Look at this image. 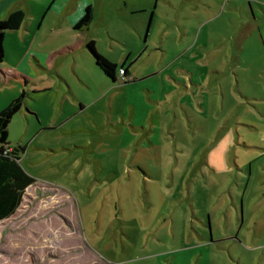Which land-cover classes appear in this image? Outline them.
<instances>
[{
  "label": "rangeland",
  "instance_id": "374dc122",
  "mask_svg": "<svg viewBox=\"0 0 264 264\" xmlns=\"http://www.w3.org/2000/svg\"><path fill=\"white\" fill-rule=\"evenodd\" d=\"M50 2L3 43L0 110L23 92L8 142L35 181L0 264H264V0H96L92 34L135 79L109 89L73 77L75 51L14 76L27 38L55 44Z\"/></svg>",
  "mask_w": 264,
  "mask_h": 264
},
{
  "label": "crops",
  "instance_id": "0c3cea01",
  "mask_svg": "<svg viewBox=\"0 0 264 264\" xmlns=\"http://www.w3.org/2000/svg\"><path fill=\"white\" fill-rule=\"evenodd\" d=\"M34 1L35 0H0V19L5 18L12 11L17 10V9H21L25 15L20 26L15 30H7L5 32V36L7 34H13L15 32H23L24 36L26 37L31 36V33H30L31 23L29 19L33 17L34 15V12L32 11L33 9L32 4L34 3ZM44 1L48 3V0H44ZM95 1L96 0H58L57 6L53 7L51 5H52V2H54V0L53 1L51 0L50 2L51 4L49 3L50 6L49 7L47 6V11H45L44 18L48 14V11H50L53 16L54 15L56 16V20L51 27V33L53 34L55 38V44L51 48V50H49V52L46 54V58L44 59L43 58L44 51L39 50V48L35 46L33 38H27L29 39L26 42L27 51L25 50V48H24V51L21 53H20V50L16 51L18 54L17 62H16L17 69L12 70V72L15 73L14 76L18 78L24 77L23 74L19 72L18 69L23 62H25L26 64H29L30 58L32 59L33 62L39 65L45 64L46 66H48L49 69H54L56 68L55 65L57 63V58H58L57 54L63 53L66 51H73V52L75 51L74 52L75 54L78 53L80 56L83 57L85 66H83L82 68V67H79L78 65H75L72 75L73 77L77 78L81 83L85 85H90L88 86L89 88L91 87V84H89V82L92 79V76H91L92 72L93 73L98 72V78L100 79V81H102V83H104L107 86L106 89L115 88L116 85L114 83L118 80L122 81L120 85L131 82V81H135L134 77L133 76L131 77L129 67H126L124 62L117 64V62L111 58L109 50H112L113 46H109L106 48H101L98 46L97 38L93 36L92 31L90 29V23L92 19L87 26H84L81 28H75V25L83 16L84 11L87 6L91 8V13H92V18H93V9L95 7ZM5 36H4V39H5ZM23 40L25 39L23 38ZM91 40L93 41L94 47L98 53L102 54L107 59H109L110 61L114 62L117 65L116 70H115V80H112L111 78L106 76L95 64L94 57L86 46V44ZM29 52H31L32 54L29 55L28 54ZM4 59H5V50H4ZM121 68L126 70V72L123 75L119 74V70ZM57 76L62 80V82L67 81L64 75L60 74ZM122 77L125 79L122 80ZM103 95H104L103 91H100L99 93L95 95L92 101L96 99L100 100V98ZM176 98H178V96H176L175 99ZM178 101L179 100H177L176 102L177 105H179L180 103H183L182 101L180 102ZM183 105L185 104L183 103ZM184 107H186V105ZM133 127L140 128L141 130H143V128H141V126H138V125L133 126ZM147 137H150V136L148 135ZM254 222H256V220H254Z\"/></svg>",
  "mask_w": 264,
  "mask_h": 264
},
{
  "label": "trees",
  "instance_id": "16d2710c",
  "mask_svg": "<svg viewBox=\"0 0 264 264\" xmlns=\"http://www.w3.org/2000/svg\"><path fill=\"white\" fill-rule=\"evenodd\" d=\"M21 9L12 11L8 16L0 19V62L4 59L3 41L7 30L17 29L24 19ZM92 19L91 8L86 7L83 16L75 28L87 26ZM94 57L95 64L109 78L115 80L117 65L98 53L93 41L86 44ZM126 70L124 69V73ZM23 92L11 100L0 110V220L11 216L21 203L25 189L32 185L35 179L27 174L19 163L21 147H11L8 142V124L12 116L22 106Z\"/></svg>",
  "mask_w": 264,
  "mask_h": 264
},
{
  "label": "built area",
  "instance_id": "2783aa9c",
  "mask_svg": "<svg viewBox=\"0 0 264 264\" xmlns=\"http://www.w3.org/2000/svg\"><path fill=\"white\" fill-rule=\"evenodd\" d=\"M119 74H120V75H123V74H124V69H123V68H121V69L119 70Z\"/></svg>",
  "mask_w": 264,
  "mask_h": 264
},
{
  "label": "flooded vegetation",
  "instance_id": "af4514ba",
  "mask_svg": "<svg viewBox=\"0 0 264 264\" xmlns=\"http://www.w3.org/2000/svg\"><path fill=\"white\" fill-rule=\"evenodd\" d=\"M125 78L122 77V80H124Z\"/></svg>",
  "mask_w": 264,
  "mask_h": 264
}]
</instances>
